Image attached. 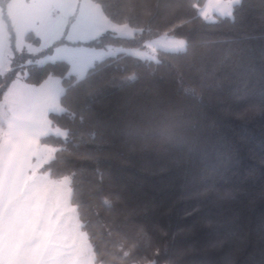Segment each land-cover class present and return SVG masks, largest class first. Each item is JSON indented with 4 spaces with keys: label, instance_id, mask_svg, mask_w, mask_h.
<instances>
[{
    "label": "trees",
    "instance_id": "16d2710c",
    "mask_svg": "<svg viewBox=\"0 0 264 264\" xmlns=\"http://www.w3.org/2000/svg\"><path fill=\"white\" fill-rule=\"evenodd\" d=\"M0 0L12 57L0 71V100L24 81L60 79L66 136L39 168L69 177V202L96 264H264V0H238L206 20L205 0H91L113 23L86 44L141 48L171 35L185 41L156 59L119 52L81 78L65 60L38 63L19 51ZM24 40L39 44L31 31Z\"/></svg>",
    "mask_w": 264,
    "mask_h": 264
},
{
    "label": "rangeland",
    "instance_id": "374dc122",
    "mask_svg": "<svg viewBox=\"0 0 264 264\" xmlns=\"http://www.w3.org/2000/svg\"><path fill=\"white\" fill-rule=\"evenodd\" d=\"M65 2L64 26L62 20L55 18L57 26L46 27L45 23L52 19L43 16L40 46L47 49L57 40L65 42L52 46L49 53L37 61L41 64L65 60L70 65L69 73L76 78H81L94 62L119 52L155 60L158 50L185 48L183 39L165 34L145 40L141 48L90 46L86 42L103 32L130 37L134 29L107 18L105 22L99 21L93 7L100 15L103 13L91 0ZM237 2L205 0L200 14L206 20L229 16ZM92 23L97 25L95 31L90 29ZM26 26H17L16 46L19 51L28 53L35 46L23 40ZM24 82L26 88L19 92L13 90L4 100V115L0 114L3 121L6 116L10 120L5 130L0 131V254L6 261L16 254L20 259L28 258L26 261L32 264H96L87 236L69 202L70 178L54 179L39 171L55 151L54 146L41 144L39 138L49 134L66 136V131L53 125L47 116V112L62 111L59 97L63 86L60 79L51 74L40 84Z\"/></svg>",
    "mask_w": 264,
    "mask_h": 264
},
{
    "label": "crops",
    "instance_id": "0c3cea01",
    "mask_svg": "<svg viewBox=\"0 0 264 264\" xmlns=\"http://www.w3.org/2000/svg\"><path fill=\"white\" fill-rule=\"evenodd\" d=\"M65 1L66 0H10L7 5V13L14 31L15 46L18 39L17 26L26 24L27 26L24 32L22 33L23 40L25 34L29 31L33 32L39 39V44L37 45L31 44L24 40L25 43L35 46L34 49L28 50L29 51L28 53L35 54L40 50H43V48L40 46L41 33H42L41 26H42V20H44L43 16L47 18L51 17L52 19L48 23L47 22L45 23L46 27H52V28L56 27L57 24L56 21H54L55 18L57 20L58 19L62 20L63 21L62 25L64 26L63 8L65 9V3H66ZM93 11L97 13L100 19L99 21L105 22L107 20L105 16L100 15L101 13L98 12L95 7H93ZM96 28L97 25H94V23H92L90 29H92V31H95ZM16 49L18 50L17 46ZM12 55L13 53L10 49L8 33L6 31L5 23L2 20L1 11H0V71L6 70L8 68ZM24 83H25L24 73L23 74L18 73L17 77L8 86L2 99L0 100V114L2 113L4 115L3 110L6 109L4 100L8 97L9 94L12 93L13 90H15L16 92L24 90L26 88L25 87L26 85H23ZM48 114L49 112H47V116ZM7 119H8L7 116L4 118V121L3 119L0 118V131L1 129L5 130L6 123H10V120ZM45 240L48 244L47 239ZM40 254L43 255L42 251ZM13 256H11L12 260L10 258L9 261H6L7 258L2 257V255L0 254V264H7V262H10L9 264H32V262L26 261V259L28 260V258L20 259V257H18V255L16 254H14ZM47 256L49 257V254Z\"/></svg>",
    "mask_w": 264,
    "mask_h": 264
}]
</instances>
